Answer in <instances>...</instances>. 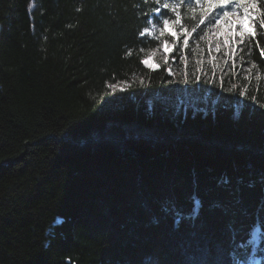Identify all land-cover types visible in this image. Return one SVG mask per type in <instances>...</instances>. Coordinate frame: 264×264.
<instances>
[{"label": "trees", "instance_id": "16d2710c", "mask_svg": "<svg viewBox=\"0 0 264 264\" xmlns=\"http://www.w3.org/2000/svg\"><path fill=\"white\" fill-rule=\"evenodd\" d=\"M157 7L0 0V264H264V29L209 63L208 20L140 35Z\"/></svg>", "mask_w": 264, "mask_h": 264}, {"label": "snow or ice", "instance_id": "6c2138e0", "mask_svg": "<svg viewBox=\"0 0 264 264\" xmlns=\"http://www.w3.org/2000/svg\"><path fill=\"white\" fill-rule=\"evenodd\" d=\"M262 0H164L163 4H160V0H156L158 7L154 10V17L159 20V23L162 24V27H159V37H163L166 33L173 37L174 41L179 39V36L175 29L180 28V34L184 36L182 42V49L188 48L189 46V37L197 31V29L205 24V21H209L208 28L204 31L202 35L199 36V40L206 41L209 46V63H212L216 60V56L211 55L212 52V38L215 37V51L220 52L223 49L224 57H229L230 55L235 54L236 48L239 44H243L248 38H255L257 33L255 31L256 24L258 23L261 29H264V8L259 7ZM184 8L185 15L190 19H195L196 15H199V20L196 22L195 26L191 28V31L182 24V13L181 8ZM168 10L167 15L161 16V9ZM198 9V13H197ZM174 15V19H170V16ZM233 17L235 19H233ZM149 23L152 25L153 31H150L148 28H145L140 35L144 34L153 35V32L157 29V24L150 20ZM247 25V26H246ZM211 33V35H210ZM157 37V39H159ZM163 48L164 52V63H168V54L175 47V44H170L167 39H164L160 45ZM199 45L197 44V48ZM143 51V49H141ZM195 51V49L193 50ZM243 51V49H241ZM132 52L129 50L127 55H131ZM155 53L147 56L142 59L141 63L151 71H157L160 68V65L154 63ZM261 56L264 57V49H261ZM173 61L175 58L173 57ZM181 62L185 65V83L188 82L187 74V57L186 55H181ZM196 63L199 65L200 60H197ZM227 63V59H225ZM235 66V64H233ZM256 65L253 64L254 68ZM215 68L216 65L214 64ZM251 68L248 69L251 72ZM169 75H174L171 67L167 69ZM199 72V69H197ZM215 75V73H213ZM201 76L197 74L195 79L197 82L200 81ZM245 79H248L245 77ZM206 83H215L214 80H205ZM143 83V81H141ZM130 86V85H129ZM223 89V77H221L220 85ZM111 89H116L117 85H109ZM235 89V85L228 91ZM120 91H124L123 88H120ZM247 91V86L242 90L239 95L241 97L245 96ZM255 101V97L252 98ZM264 107V105H261Z\"/></svg>", "mask_w": 264, "mask_h": 264}, {"label": "rangeland", "instance_id": "374dc122", "mask_svg": "<svg viewBox=\"0 0 264 264\" xmlns=\"http://www.w3.org/2000/svg\"><path fill=\"white\" fill-rule=\"evenodd\" d=\"M233 19H235L234 17H233ZM247 26V25H246ZM162 27V26H161ZM150 31H153V29H152V26L150 27V28H148ZM159 28L157 27V29L153 32V35H149V34H147L146 33V35H148L149 37H154L156 34H159V30H158ZM175 31L177 32V34H178V36H181V34H180V29H175ZM167 34V33H166ZM165 36V35H164ZM163 36V37H164ZM171 44V43H170ZM214 49H215V46H214ZM215 51V50H214ZM174 52H178L177 50H176V47H174L173 49H172V51L168 54V59L171 57V54L172 53H174ZM152 53H155V56H154V60H153V62L154 63H157V64H159L160 65V63L161 62H164V52H163V48L162 47H159V48H157V49H155ZM152 55V54H151ZM215 55H217V57H216V60L215 61H217V62H221V60H222V58H223V60L224 59H227V58H230L231 57V55L229 56V57H224V54H223V49L220 51V52H216L215 51ZM198 57L199 58H203V56H202V54H200L199 53V55H198ZM209 58H210V56H209V53L208 54H206V58L204 57L203 58V60H205V61H209ZM215 61H213V62H215ZM182 64H184V63H181V67H180V65H179V63H173V66H172V70L179 76V77H181L182 76V72H183V66H182ZM183 74H184V76H185V73L183 72ZM182 81H183V77H182ZM180 101H182V102H186V103H189V104H191V105H194V106H196V107H198V105H200V104H204V100L201 98V97H196L195 95H194V97L191 95V93L189 92V91H187V90H183L182 92H181V97H180ZM196 102H197V104L198 105H196Z\"/></svg>", "mask_w": 264, "mask_h": 264}, {"label": "bare ground", "instance_id": "6f19581e", "mask_svg": "<svg viewBox=\"0 0 264 264\" xmlns=\"http://www.w3.org/2000/svg\"><path fill=\"white\" fill-rule=\"evenodd\" d=\"M210 101V100H209ZM165 104V103H164ZM214 104V103H213ZM187 106V105H186ZM136 124V123H135ZM132 128V127H131Z\"/></svg>", "mask_w": 264, "mask_h": 264}]
</instances>
